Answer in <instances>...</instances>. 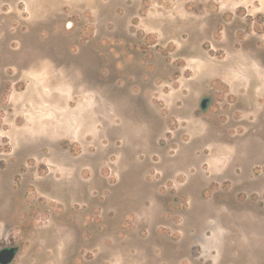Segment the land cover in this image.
Segmentation results:
<instances>
[{"label": "rangeland", "instance_id": "rangeland-1", "mask_svg": "<svg viewBox=\"0 0 264 264\" xmlns=\"http://www.w3.org/2000/svg\"><path fill=\"white\" fill-rule=\"evenodd\" d=\"M4 247L264 264V0H0Z\"/></svg>", "mask_w": 264, "mask_h": 264}, {"label": "water", "instance_id": "water-1", "mask_svg": "<svg viewBox=\"0 0 264 264\" xmlns=\"http://www.w3.org/2000/svg\"><path fill=\"white\" fill-rule=\"evenodd\" d=\"M208 98H205L201 102L202 108H206L208 105ZM18 253V248L16 247H4L0 249V264H11Z\"/></svg>", "mask_w": 264, "mask_h": 264}, {"label": "crops", "instance_id": "crops-1", "mask_svg": "<svg viewBox=\"0 0 264 264\" xmlns=\"http://www.w3.org/2000/svg\"><path fill=\"white\" fill-rule=\"evenodd\" d=\"M236 84H241L242 86L245 84V79H243V78H240V79H238L236 82H235ZM260 83H261V81H260ZM251 85H252V83H251ZM235 86V85H234ZM253 86V85H252ZM236 87H238L237 85H236ZM239 88V87H238ZM238 90H241V89H238ZM217 164V163H216ZM216 164H215V166H216ZM219 228H221V227H216L215 229H219ZM222 229V228H221ZM213 237V236H212ZM212 237H210L209 238V240L207 241V245H206V247L208 248V250L210 251V250H212V249H214V248H211L210 246H211V241H210V239L212 238ZM195 241V240H194ZM193 241V242H194ZM195 243H197V244H202V241H198V242H195ZM194 243V244H195ZM193 244V245H194ZM215 250V249H214ZM184 257H186V256H184ZM187 264V263H186Z\"/></svg>", "mask_w": 264, "mask_h": 264}]
</instances>
